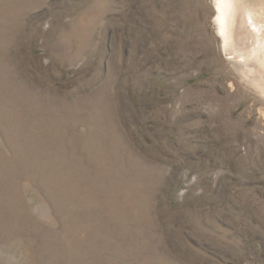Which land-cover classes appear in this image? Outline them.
<instances>
[{
    "label": "rangeland",
    "instance_id": "1",
    "mask_svg": "<svg viewBox=\"0 0 264 264\" xmlns=\"http://www.w3.org/2000/svg\"><path fill=\"white\" fill-rule=\"evenodd\" d=\"M215 1L0 0V264H264V67Z\"/></svg>",
    "mask_w": 264,
    "mask_h": 264
},
{
    "label": "bare ground",
    "instance_id": "2",
    "mask_svg": "<svg viewBox=\"0 0 264 264\" xmlns=\"http://www.w3.org/2000/svg\"><path fill=\"white\" fill-rule=\"evenodd\" d=\"M215 6V23L228 60L246 72H253L252 67L255 66H259L257 69L261 71L264 67V44L255 49L248 41L250 37L259 40L257 38L264 33V19L258 8L261 7L260 1L216 0Z\"/></svg>",
    "mask_w": 264,
    "mask_h": 264
}]
</instances>
